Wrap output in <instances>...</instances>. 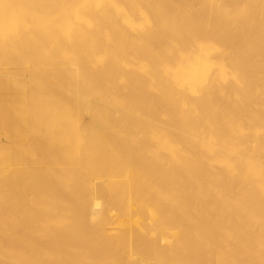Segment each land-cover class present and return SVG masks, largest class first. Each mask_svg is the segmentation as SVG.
<instances>
[{
	"label": "bare ground",
	"instance_id": "bare-ground-1",
	"mask_svg": "<svg viewBox=\"0 0 264 264\" xmlns=\"http://www.w3.org/2000/svg\"><path fill=\"white\" fill-rule=\"evenodd\" d=\"M0 264H264V0H0Z\"/></svg>",
	"mask_w": 264,
	"mask_h": 264
}]
</instances>
